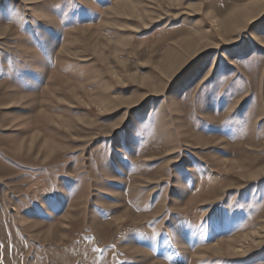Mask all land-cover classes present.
<instances>
[{"label": "rangeland", "instance_id": "1", "mask_svg": "<svg viewBox=\"0 0 264 264\" xmlns=\"http://www.w3.org/2000/svg\"><path fill=\"white\" fill-rule=\"evenodd\" d=\"M0 264H264V0H0Z\"/></svg>", "mask_w": 264, "mask_h": 264}, {"label": "bare ground", "instance_id": "2", "mask_svg": "<svg viewBox=\"0 0 264 264\" xmlns=\"http://www.w3.org/2000/svg\"><path fill=\"white\" fill-rule=\"evenodd\" d=\"M256 21V20H255ZM253 21H251V23H252ZM31 46V45H30ZM24 148V147H23Z\"/></svg>", "mask_w": 264, "mask_h": 264}]
</instances>
